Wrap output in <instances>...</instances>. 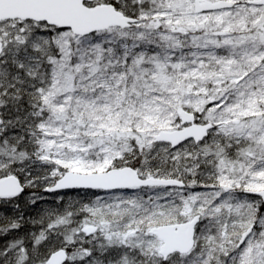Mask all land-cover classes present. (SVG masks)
Instances as JSON below:
<instances>
[{
  "label": "snow or ice",
  "instance_id": "6c2138e0",
  "mask_svg": "<svg viewBox=\"0 0 264 264\" xmlns=\"http://www.w3.org/2000/svg\"><path fill=\"white\" fill-rule=\"evenodd\" d=\"M0 264H264V0H0Z\"/></svg>",
  "mask_w": 264,
  "mask_h": 264
}]
</instances>
